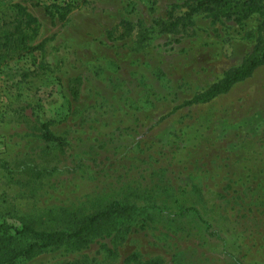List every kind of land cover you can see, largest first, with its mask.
<instances>
[{
    "label": "rangeland",
    "instance_id": "obj_1",
    "mask_svg": "<svg viewBox=\"0 0 264 264\" xmlns=\"http://www.w3.org/2000/svg\"><path fill=\"white\" fill-rule=\"evenodd\" d=\"M175 1L0 0V25L19 3L39 24L28 43L43 42L0 53V221L68 231L112 200L154 220L101 239L110 252L58 245L15 264H264V62L170 111L250 52L259 17L210 24L195 14L193 33L152 30L137 42L138 23L151 28ZM121 19L130 32L107 38ZM41 123L62 148L39 138Z\"/></svg>",
    "mask_w": 264,
    "mask_h": 264
},
{
    "label": "trees",
    "instance_id": "obj_2",
    "mask_svg": "<svg viewBox=\"0 0 264 264\" xmlns=\"http://www.w3.org/2000/svg\"><path fill=\"white\" fill-rule=\"evenodd\" d=\"M11 6L14 10L12 17L2 21L0 25L2 31L0 53L7 58H15L41 49L42 41L33 45L28 43L37 31L39 25L37 19L23 5L13 3ZM72 6L70 2L63 3L55 13L56 18L60 21L64 20ZM48 14L50 18L53 17L50 11ZM195 14H203L210 24L222 20H231L240 24L252 14H256L259 17L255 28L256 37L250 52L236 66L224 71L217 81L203 91L172 106L171 112L183 105L206 102L226 92L231 85L248 77L264 62V0H179V2L176 0L169 4L164 18H155L151 21V28H141L138 23L137 42L145 41L152 30L158 33H193ZM131 28L128 20L121 19L113 28L106 31V37L122 38ZM71 82V93L75 96L79 78L74 77ZM38 136L44 142L52 143L58 148L64 145V138L53 134L46 123L40 124ZM146 209V206L136 207L134 204L112 200L103 208L72 219V226L68 231L41 230L34 227L32 221L23 218L19 219L17 226L0 221V264H15L19 259L30 258L36 253L58 245L84 244L85 247L92 242L99 243L101 239L116 233L127 235L144 231L154 222ZM185 210L197 212L189 207ZM99 245L110 252L104 244L99 243Z\"/></svg>",
    "mask_w": 264,
    "mask_h": 264
}]
</instances>
